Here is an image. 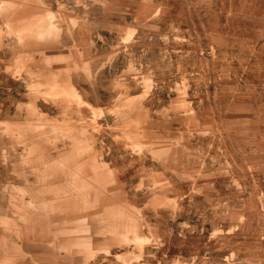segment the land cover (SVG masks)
Masks as SVG:
<instances>
[{
	"label": "rangeland",
	"instance_id": "rangeland-1",
	"mask_svg": "<svg viewBox=\"0 0 264 264\" xmlns=\"http://www.w3.org/2000/svg\"><path fill=\"white\" fill-rule=\"evenodd\" d=\"M0 264H264V0H0Z\"/></svg>",
	"mask_w": 264,
	"mask_h": 264
}]
</instances>
